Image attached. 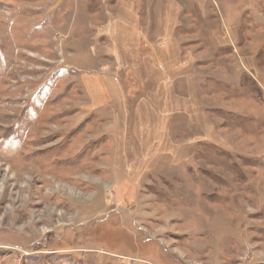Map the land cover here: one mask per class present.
<instances>
[{
	"label": "rangeland",
	"instance_id": "374dc122",
	"mask_svg": "<svg viewBox=\"0 0 264 264\" xmlns=\"http://www.w3.org/2000/svg\"><path fill=\"white\" fill-rule=\"evenodd\" d=\"M0 264H264V0H0Z\"/></svg>",
	"mask_w": 264,
	"mask_h": 264
}]
</instances>
